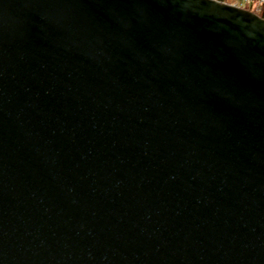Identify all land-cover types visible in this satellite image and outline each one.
Returning <instances> with one entry per match:
<instances>
[{
	"label": "water",
	"instance_id": "95a60500",
	"mask_svg": "<svg viewBox=\"0 0 264 264\" xmlns=\"http://www.w3.org/2000/svg\"><path fill=\"white\" fill-rule=\"evenodd\" d=\"M0 264H264V17L0 0Z\"/></svg>",
	"mask_w": 264,
	"mask_h": 264
},
{
	"label": "trees",
	"instance_id": "16d2710c",
	"mask_svg": "<svg viewBox=\"0 0 264 264\" xmlns=\"http://www.w3.org/2000/svg\"><path fill=\"white\" fill-rule=\"evenodd\" d=\"M220 1H227V0H220ZM258 4L257 0H254L249 6H246L245 8L256 11V6ZM260 16L264 17V3L261 7V10L259 11Z\"/></svg>",
	"mask_w": 264,
	"mask_h": 264
},
{
	"label": "built area",
	"instance_id": "2783aa9c",
	"mask_svg": "<svg viewBox=\"0 0 264 264\" xmlns=\"http://www.w3.org/2000/svg\"><path fill=\"white\" fill-rule=\"evenodd\" d=\"M254 0H246V6H249ZM258 1V4L256 6V12L257 14H259V11L261 10V7L264 3V0H257ZM240 6V5H239ZM253 11V10H252ZM260 15V14H259Z\"/></svg>",
	"mask_w": 264,
	"mask_h": 264
},
{
	"label": "rangeland",
	"instance_id": "374dc122",
	"mask_svg": "<svg viewBox=\"0 0 264 264\" xmlns=\"http://www.w3.org/2000/svg\"><path fill=\"white\" fill-rule=\"evenodd\" d=\"M227 2L244 6V8L246 7V0H227Z\"/></svg>",
	"mask_w": 264,
	"mask_h": 264
}]
</instances>
